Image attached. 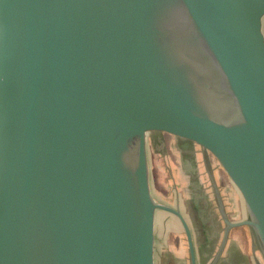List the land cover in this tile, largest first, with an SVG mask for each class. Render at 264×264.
I'll return each mask as SVG.
<instances>
[{
    "label": "water",
    "instance_id": "water-1",
    "mask_svg": "<svg viewBox=\"0 0 264 264\" xmlns=\"http://www.w3.org/2000/svg\"><path fill=\"white\" fill-rule=\"evenodd\" d=\"M213 159L264 259V0H0V264H156L149 142Z\"/></svg>",
    "mask_w": 264,
    "mask_h": 264
},
{
    "label": "crops",
    "instance_id": "crops-1",
    "mask_svg": "<svg viewBox=\"0 0 264 264\" xmlns=\"http://www.w3.org/2000/svg\"><path fill=\"white\" fill-rule=\"evenodd\" d=\"M149 160L151 179L154 170L155 185H158L157 190L162 199L160 203L178 208L188 222L193 236L197 264H212L226 227L220 214L217 191L232 222L248 219V211L241 194L221 166L207 156L182 150L170 143L155 139L149 142ZM169 187L175 194L174 201L171 195L167 194ZM163 213L170 219L166 223L168 228L174 229L173 234L177 241L174 247L179 251L178 253L172 251L173 245L165 234L164 243L167 248L161 251L165 255V264L170 258L184 260L185 253L179 231L182 228L184 232V229L175 216L167 212ZM157 223L158 213L156 255L158 249H161V245L157 244ZM189 260L191 264L190 251ZM216 264H264L255 237L248 227H239L230 231L222 257Z\"/></svg>",
    "mask_w": 264,
    "mask_h": 264
},
{
    "label": "rangeland",
    "instance_id": "rangeland-1",
    "mask_svg": "<svg viewBox=\"0 0 264 264\" xmlns=\"http://www.w3.org/2000/svg\"><path fill=\"white\" fill-rule=\"evenodd\" d=\"M152 165H153V160H152ZM217 166L220 167L219 165H217ZM153 172H154V170H153ZM153 172H152V185L154 187L153 188L154 189L153 190V193H154L155 199L158 202H161L162 199L159 197V192L157 190V186L158 185L157 186L155 185V180H154V178L156 176L154 175ZM168 193H169V195H171L172 201H174L175 200V194H174V192H172V190H170V187H169V191L167 192V194ZM164 214L165 213H163L161 211H158V223H157V236H158V241L157 242L158 243L157 244L158 245L159 244L161 245V249H158V251H157L156 264H165V255H163V252H161V251L165 250V247H166V243H164L165 234L168 236V241L171 242V244L173 245L172 251L177 252V253L179 252V251H177V247H174V246L177 245V241H176V239L174 237V234H173L174 229L168 228L169 226H167L168 224L166 223V221L168 220V222H169L170 219L168 217H166V215H164ZM221 227H222V225H221ZM178 228H180V227L178 226ZM179 231H180L181 245L183 246L184 253H185L184 254V260L183 259H178V258H176L174 256L175 258H170L167 261L166 264H190V260H189V249H188V244H187L186 236H185L182 228H180ZM178 235L179 234H177V236ZM167 251H169V249H167ZM181 260H183V261H181Z\"/></svg>",
    "mask_w": 264,
    "mask_h": 264
}]
</instances>
